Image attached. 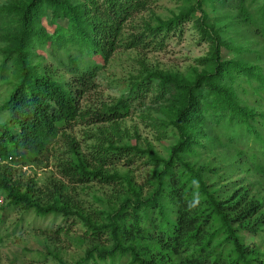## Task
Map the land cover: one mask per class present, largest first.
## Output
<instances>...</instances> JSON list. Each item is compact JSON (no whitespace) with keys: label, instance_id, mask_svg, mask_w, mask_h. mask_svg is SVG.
<instances>
[{"label":"trees","instance_id":"obj_1","mask_svg":"<svg viewBox=\"0 0 264 264\" xmlns=\"http://www.w3.org/2000/svg\"><path fill=\"white\" fill-rule=\"evenodd\" d=\"M145 2L103 0L100 7L90 10L69 0H18L0 7V36L5 39L0 69L12 80L10 94L0 106V117L5 116L0 122V160L9 159V164L16 167L27 155L42 154L57 138L60 127L81 117L80 98L91 88L92 78L100 69L95 59L103 64L109 59L120 40L123 23L133 12L141 11ZM244 3L237 0L239 17L264 38V0L259 16L253 18ZM198 7L201 4L196 0L181 14L160 21L150 34L174 31ZM46 16L55 25L52 35L42 23ZM201 28L212 42L203 71L190 80L147 73L133 83L129 97L120 98L102 113L94 112L98 120L120 118L141 90L148 91L151 83L157 82V95L168 103L167 124L176 135V143L166 159L151 149L145 151L150 162L160 166L147 183L150 188L146 196L126 175H105L101 170L114 155L115 151L108 157L112 146L94 153L92 161L98 162V167L76 151L57 166L62 180L74 187L95 179L123 181L128 194L106 210L91 213V218L83 217L73 198L65 193L68 185L51 182L52 190L45 193L36 188L34 178L13 179L16 168L0 165V196L8 207L25 214L32 212L38 219L79 216L94 243L75 264H264V248L246 243L241 235L242 231L254 236L264 232V205L257 198L246 201L238 195L222 197L205 181V176L215 170L187 160L200 146L198 136L203 128L214 133L224 123L226 132L232 130L227 143L234 144L235 137L258 146L250 164L255 170L263 169L264 138L257 131L260 121L251 108L241 105L233 85L238 76H243L250 87L255 82L252 91L263 101L264 72L256 65L221 60L223 43L217 33L211 27ZM141 38L130 44L141 42ZM70 45L79 57H67L65 67L72 75L68 83L56 78L52 65L34 62L39 57L34 52L37 48L49 47L57 52ZM85 55L94 61L89 66L81 62ZM115 149V155H121L131 148ZM137 153L144 152L136 149ZM258 156L263 160L261 167ZM42 193L48 203H42ZM59 264L66 263L59 260Z\"/></svg>","mask_w":264,"mask_h":264},{"label":"rangeland","instance_id":"obj_2","mask_svg":"<svg viewBox=\"0 0 264 264\" xmlns=\"http://www.w3.org/2000/svg\"><path fill=\"white\" fill-rule=\"evenodd\" d=\"M17 1L0 0V7ZM195 1L146 0L145 7L137 13L133 12L123 23L120 40L109 59L104 64L100 59H95L100 69L92 78L91 88L80 98L83 112L81 117L60 127L57 138L42 154L27 155L23 164L16 167L9 164V159L0 160V165L16 168L13 179L19 177L28 181L27 178H34L36 188L45 193L52 190L51 182L61 181L68 185L65 193L73 198L83 217L91 218V213L106 210L116 204L120 197L128 194L123 181L106 183L95 179L74 187L67 184L65 179L62 180L57 166L76 151L94 167H98V162H93L92 156L112 146L114 148L108 157L115 151L114 155L101 166V170L105 175H126L134 186L141 187L142 196H146L150 188L147 183L152 181L154 172L160 166H154L145 151L151 149L160 158L166 159L169 148L176 143V135L167 124L170 113L168 103L157 95V82L153 81L148 91L146 88L141 90L120 118L98 120L94 112L95 115L102 113L112 108L120 98L129 97L133 83L147 73L177 75L190 80L196 72L203 71L206 59L212 53V42L208 35L205 36L201 25L211 27L223 43L220 49L221 60L256 65L264 72V38L239 17L237 0H198L201 4L198 11L188 15L174 31L161 34L155 32L156 36L150 34L151 29H156L160 21L181 14ZM69 2L91 10L100 7L103 0ZM262 5L263 0H245L243 4L252 18L255 14L259 16ZM42 23L48 35H52L55 25L48 16ZM138 36L142 37V41L130 44ZM4 46L5 39L0 36V65L1 49ZM34 52L39 55L34 58L35 63L52 65L56 78L67 83L71 81L72 75L65 64L68 56L79 57L74 46L70 45L67 50L57 52H52L49 47L42 50L37 48ZM81 62L89 66L94 61L85 55ZM2 74L0 69V106L10 94L12 86L10 76ZM255 86L253 82L250 87L243 76H238L233 85L241 105L251 108L257 114L255 119L260 121L257 131L264 138V123L261 124L264 117V93L261 92L262 101L252 91ZM4 117H0V122ZM225 128L224 123H221L213 133L204 127L203 134L198 136L200 146L195 148L187 160L215 170L205 176V181L222 197L228 199L238 195L245 197L246 201L257 198L264 205V167L255 170L250 164L258 146L254 143L249 145L243 141L245 139L238 140L235 137L234 144L227 143L232 130L226 132ZM119 147L131 149L127 153L115 155V148ZM136 149L144 153L136 154ZM258 158L261 167L263 160ZM45 193L40 196L44 204L48 203ZM6 204L0 196V264H59V260L75 264L94 243L79 216L63 218L51 215L46 219H38L32 212L25 214L21 209ZM241 235L246 243L264 248V232L254 236L242 231Z\"/></svg>","mask_w":264,"mask_h":264}]
</instances>
